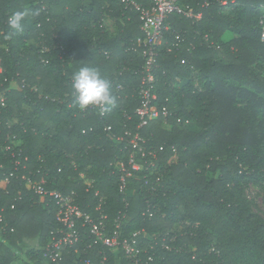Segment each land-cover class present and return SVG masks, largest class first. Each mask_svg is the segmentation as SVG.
Instances as JSON below:
<instances>
[{
  "label": "trees",
  "instance_id": "obj_1",
  "mask_svg": "<svg viewBox=\"0 0 264 264\" xmlns=\"http://www.w3.org/2000/svg\"><path fill=\"white\" fill-rule=\"evenodd\" d=\"M185 2L202 19L169 18L155 69L156 103L170 115L138 129L144 59L134 50L143 35L135 10L120 0H0V264H47L59 227L55 201L28 190L23 174L74 192L84 212L107 217L108 233L125 215L122 239L141 233L144 264H264V219L243 194L245 184L264 183V0ZM25 9L40 14L6 38L8 16ZM104 13L120 30L113 38ZM82 66L111 82L117 103L104 117L73 103L71 78ZM128 131L154 155L121 193L117 166H128L131 151L118 138ZM11 173L19 178L3 185ZM81 237L67 264L103 256L132 264L122 248L95 244L89 227Z\"/></svg>",
  "mask_w": 264,
  "mask_h": 264
},
{
  "label": "built area",
  "instance_id": "obj_2",
  "mask_svg": "<svg viewBox=\"0 0 264 264\" xmlns=\"http://www.w3.org/2000/svg\"><path fill=\"white\" fill-rule=\"evenodd\" d=\"M120 1L128 8L135 10L139 14L141 21L140 29L143 35L137 39L134 50H140L144 59L139 87L141 104L137 109V116L139 117L138 129H142L148 126L154 119L160 117L167 119L170 115L167 107L160 108L156 103L158 101V95L155 75V69L157 68L159 59V48L164 42L165 32L169 30L167 23L169 18L172 15H178L187 19L200 20L202 19V12H195L185 0H150V7L143 6L135 0ZM222 4L226 5L227 1L222 2ZM205 6H209V3H205ZM261 25L262 41L264 42V22H261ZM1 73H3V66L0 57ZM118 90H123V88L120 86ZM2 105L4 106V103ZM93 110H98L102 117L106 115V113L102 114L97 108H89L82 112L90 113ZM92 130L91 128L90 131ZM105 131L110 133L112 128L106 127ZM83 132L86 133V131ZM118 140L127 143L131 151L128 166L125 164H118L117 166L123 173L119 190L121 193H124L127 187V178L133 177L135 172L142 170L145 164L148 163V156H153L154 154L147 152L143 145L145 140L140 136V132L138 131L135 134L128 131L123 137H119ZM7 150L12 151L11 147H7ZM25 161H27V158H25ZM18 165L21 166L22 164L18 161L16 170L18 169ZM23 168L26 169L27 166L24 165ZM13 178L18 179L19 177L15 173H11L3 184H9L10 179ZM21 179L26 182V188L28 190L33 191L42 199H52L58 206L56 219L59 227L52 231L50 241L43 253V259L47 264H67L66 254L69 253L68 250L70 249H75L76 252L78 251V245L82 240L81 228L84 227H89L95 244H102L110 249L122 248L126 258L132 264H144L142 250L136 240L141 233L134 234L132 241L127 238L122 239V221L125 215L115 221L114 229L108 233V228L105 224L107 217L101 212L100 217L95 219L91 214L84 212L76 203L74 199L76 194L74 192L72 195H64L56 190H47L45 188V180L35 181L25 174L22 175ZM88 185L90 187L91 183H88ZM97 211H101L100 206L97 207ZM148 261H153V258L148 257ZM108 262V257L103 256L99 264H108ZM84 264L96 263L92 260H87Z\"/></svg>",
  "mask_w": 264,
  "mask_h": 264
},
{
  "label": "clouds",
  "instance_id": "obj_3",
  "mask_svg": "<svg viewBox=\"0 0 264 264\" xmlns=\"http://www.w3.org/2000/svg\"><path fill=\"white\" fill-rule=\"evenodd\" d=\"M39 14V9L13 12L7 18L8 27L12 31L7 34L6 38H11L13 34L23 33L26 18L29 15L38 16ZM70 88L73 103L81 111L97 108L103 114L111 111L117 103L111 82L102 76L97 67H80L72 74Z\"/></svg>",
  "mask_w": 264,
  "mask_h": 264
},
{
  "label": "rangeland",
  "instance_id": "obj_4",
  "mask_svg": "<svg viewBox=\"0 0 264 264\" xmlns=\"http://www.w3.org/2000/svg\"><path fill=\"white\" fill-rule=\"evenodd\" d=\"M102 16L103 27L106 31L107 36L110 38L115 37L120 32L116 21L105 13ZM199 87H201V84H199ZM243 194L252 207L253 211L255 213H258L264 219V183H262L261 185H255L251 183L245 184L243 187Z\"/></svg>",
  "mask_w": 264,
  "mask_h": 264
}]
</instances>
